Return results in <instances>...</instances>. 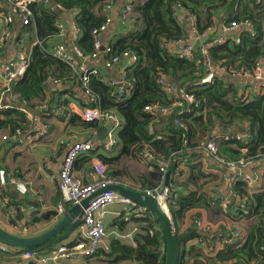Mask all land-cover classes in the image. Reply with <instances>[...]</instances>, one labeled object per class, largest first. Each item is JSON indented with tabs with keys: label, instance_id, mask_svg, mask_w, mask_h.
<instances>
[{
	"label": "trees",
	"instance_id": "trees-1",
	"mask_svg": "<svg viewBox=\"0 0 264 264\" xmlns=\"http://www.w3.org/2000/svg\"><path fill=\"white\" fill-rule=\"evenodd\" d=\"M48 1L47 3L45 0H33L29 5L33 14L32 24L23 26L27 33V29L34 25L38 43L31 50V62L26 76L17 82L10 92L18 95L19 98L10 106L5 104L4 109L0 111V130L9 129L11 135H15L18 129L24 132L23 128L29 124L28 114L22 111V108H25L23 104L30 109L33 102L37 99L45 101L48 94L52 96V100L56 98L58 89L52 85V82L58 80L66 84L65 94L69 95V98L75 95L78 88H81L79 83L76 90L68 87L71 83L75 84L72 70L46 51L59 35L57 22L60 20V14L63 12L74 14L75 26L80 33L75 45L85 55L95 52L93 31L100 28L108 17L105 13L107 0ZM110 2L115 7L114 11L116 8L119 12L124 10L122 18L126 24L132 20L125 17V10L132 7L135 17L143 26L141 30L130 32L127 36L110 44L113 56L133 52L138 57L136 67L128 71V76L134 84L130 97L117 102L113 98L115 88L104 84L101 78L92 77L90 83L92 92L100 98L102 109L113 112L122 120L123 126L118 135L119 146L117 147H122V150L119 157L113 159H104L96 154L87 155L76 162L75 173L80 162L89 164L92 168L97 158H100L108 166V178L116 184L123 185L120 181V171L116 168L120 166L121 161L135 159L136 153L143 154L144 159L151 160L153 167L157 168L156 174L140 187L123 186L145 192L147 189L156 187L161 179V163L170 159L173 154H181L184 151L185 140L188 141V147L194 149L191 153H194L214 133H219L222 138L220 144L222 157L234 161L241 158L256 161L258 157H264V95H253L249 103H242L238 98L239 84L222 75L216 76L211 84L200 85L199 83L207 76L202 61L181 58L170 53L164 46L170 41L188 39V28L180 26L178 22V6L195 18V27L199 34L215 28L217 15L226 13L228 17L226 24L232 22L241 24L249 21L254 26L256 34L253 37L244 31L238 42L230 38L227 43L212 47L210 50L212 62L237 71L252 70L260 60L264 61V0H139L135 3L126 2L121 7L117 0H110ZM112 16L115 17L114 12ZM22 37L23 35L19 36L21 39ZM160 75L167 76L170 81L194 94L201 102L199 110L178 118L179 123L186 126V130L175 125L176 114L169 117H154L144 112L146 107L156 104L163 107L171 106L169 97L165 95L157 82ZM69 126L86 128L91 134L104 132V128L99 123H85L78 116L71 118ZM247 127H249L251 140L245 145V139L237 141L234 135L244 134ZM226 138L229 140H224ZM242 148H247L245 155L241 153ZM116 149L106 151L103 146L101 151L110 153ZM148 151L153 159L146 156ZM183 153L182 157L179 156L168 169V176L171 177L175 171L179 170V177H181L183 172L181 163L183 160H188L187 156L191 154L185 151ZM191 169L199 177L204 176L201 165H194ZM177 179L168 180L175 190ZM233 190L234 195L239 198H247L246 210L240 209V200L236 201L238 216L253 219L254 223L247 228L245 242L240 247L232 245V252L223 261H234L235 264H264V192L250 194L243 182L236 183ZM200 205L209 207L210 202H207L206 197L192 196L180 197L176 205H169L181 245L179 264H184L185 245L195 239L203 238V232L197 227L180 234L179 222L189 210ZM70 207V204L65 205V209ZM150 215L151 217L148 218H133V221L143 228L142 232L135 236V247L113 241L110 251L106 254L102 252L106 261L112 264L127 260L138 264H164V257L161 258V256L164 251L165 235L162 227H159V230L155 228V225L160 223L156 218L153 219L152 214ZM77 229L78 225L65 230L62 235L44 247L26 250H37L43 254L46 246L60 244ZM72 246H74L73 243L68 245V247ZM99 251L96 257L101 255ZM194 264H200V260Z\"/></svg>",
	"mask_w": 264,
	"mask_h": 264
},
{
	"label": "crops",
	"instance_id": "crops-1",
	"mask_svg": "<svg viewBox=\"0 0 264 264\" xmlns=\"http://www.w3.org/2000/svg\"><path fill=\"white\" fill-rule=\"evenodd\" d=\"M117 1L118 3H121L119 4L120 7L126 2H132V0ZM5 10V0L0 1V13ZM123 12L124 10L119 12L117 8L114 11V23L109 31L102 36L105 47L110 46L111 43L127 36L130 32L141 30L143 28L142 23L140 22L139 26L131 21L127 24H122ZM177 15L180 26L186 27L189 30L188 39L195 43L196 33L192 27V16L183 9L180 10ZM227 19L228 17L226 13H220L217 15L218 25L221 26ZM60 21L66 28V37L64 41H61L60 38L57 37L48 49L49 51L54 49V47L61 42H64L67 45H75L74 14L72 12H63L60 14ZM4 28V23L0 16V63L6 61L9 62L15 57L16 40L20 35H23L25 38L28 49H34V46L38 43L37 30L34 25L30 29H27L28 32L26 33L22 23L19 20H16V23L13 25L12 37L9 40L3 39ZM239 32L240 31L230 34V38L236 39ZM195 45L196 47L198 46L197 43H195ZM104 61L105 56L104 53L101 52V56L96 60L89 61V64L97 68H102L103 73L110 77L117 75L119 71L118 69H115L114 71L103 69ZM222 76L232 79L229 76ZM55 81L52 82V85L58 89V93L54 100H52V96L48 94L45 101L37 99L33 102L32 108L30 109L23 104L25 109L32 110L31 116L28 115L29 124L27 127L23 128L24 135L34 130V127L30 126V122H32L31 118L33 117L41 121L46 120L51 125L52 134L48 138L42 139L32 145H27L18 142L17 133L11 135L12 133L9 129L0 130V169H4L9 177L29 182V192L26 194H20L13 186H7L3 190V193L0 194V228L19 237L36 238L45 234L56 225V219L51 217L47 220L43 215L47 212H58L61 198L59 191L60 180L58 176L66 154L65 144L68 141L72 142V140L75 141L78 140V138L84 139L89 135H93L88 129L83 127L71 128L69 126L71 119L67 121L63 116L54 115L55 111L68 109L70 106H75L79 110H83L87 106L84 90L81 85V88H78L77 80H75V84L72 85L71 83L68 85V87L73 90L78 88V90L75 91V95L71 98H69V95L65 94L67 85L62 81L61 83L56 84ZM247 83L251 87V96L264 95V83H257L252 80H247ZM1 84L2 80L0 78V100L1 96L4 95V88H2ZM9 95H13L15 99L10 100ZM18 98V95L11 93L7 94L4 97L3 106H0V111L4 109L5 104L10 106L12 105V102ZM44 106H46L45 109H43ZM34 107L42 108L35 110ZM238 135L241 134L238 133L234 135V137H237ZM212 136L217 137L221 144L222 138L219 136V133L210 135L207 142ZM4 137H7V140H4ZM100 137H103V139ZM105 140V133L103 132V134H99L97 141L102 148L105 144ZM207 142L202 147H198L197 151L189 154L190 156H187L188 160H183L181 163L183 172L175 184L180 197L195 196L196 198H199L202 196L207 198L208 203L210 202L209 207L200 205L192 208L179 222L180 234H184L188 230L196 227L194 224L196 219L202 220L210 225V232L203 233V238L195 239L185 245L183 248V262L184 264H194L196 261L200 260V264H235L234 261H223V259H226V257L230 255L233 249L232 244H224L223 238L224 236L228 237L233 235L235 229L241 224V222H245V229L243 230L245 232L246 226L249 227L254 223V220L244 219L241 218V216H238L237 202L240 199L238 196L234 195L233 187L228 184V171L216 163L204 150ZM121 150L122 147H119L113 152L106 153L101 151L96 153V155L99 157L102 156L104 159H113L119 157ZM135 156H137L135 159L121 161L120 166L116 168L121 174L120 181L123 185L129 187H140L144 182H149L157 171V168L153 167V162L149 159H144L143 154L136 153ZM197 164L201 165L202 173L204 175L202 177H199L197 173H193L191 169ZM91 172L92 168L89 164H83L80 162L78 164L76 175L88 182L90 180L89 175ZM242 174L258 177L256 184L249 191L250 194L264 192L263 160H256L254 163L248 165L242 170ZM52 176H54L55 179H53ZM5 197L10 200L11 206L15 208L14 213H11L4 205ZM121 213L122 216L120 215ZM133 218L136 217L130 214L127 207L118 204L113 205L110 207L105 219L107 236L99 251L101 255L92 259L65 260L61 264H112L110 261H106L105 256L102 255L103 253L106 254L110 251L111 243L113 241H119L124 245L135 247V236L142 232V226L135 223ZM159 227H161L159 224L155 225L157 230H159ZM76 237L77 230L70 234L69 237L60 244L74 243ZM1 244L2 243L0 242V245ZM57 245L59 244L48 245L45 248L47 250L48 247V251H50L51 247ZM163 249L165 251V245ZM46 250L42 255L48 253ZM19 252L20 249L14 248H10L6 253L0 252V264H36L33 261L23 260L19 256ZM117 264L138 263L127 260Z\"/></svg>",
	"mask_w": 264,
	"mask_h": 264
},
{
	"label": "built area",
	"instance_id": "built-area-1",
	"mask_svg": "<svg viewBox=\"0 0 264 264\" xmlns=\"http://www.w3.org/2000/svg\"><path fill=\"white\" fill-rule=\"evenodd\" d=\"M9 7L6 12H1L0 16L4 23V39L8 40L12 37V25L18 19L23 26L32 24L33 14L29 9V5L33 0H6ZM47 3L48 0H45ZM135 3V0L132 2ZM114 7L110 0H107L105 13L111 15ZM179 11L182 10L179 8ZM178 11V14H179ZM225 20L222 25L216 24L215 28L209 29L204 34H199L196 30V20L192 17V27L196 33L195 43L190 39L178 40L170 43H165L164 46L170 53L176 54L181 58L190 61L196 59L201 60L202 64L208 71V75L199 83L200 85H208L213 83L216 76L225 75L229 76L239 84L238 98L242 103H249L251 97V87L247 80H252L257 83H264V61H259L252 70L236 71L233 68L225 67L222 65H215L212 62L210 50L214 46H220L227 43L230 39V34L240 31L238 37L234 39L239 41L240 35L247 31L251 36H255V28L249 22L243 23L232 22L226 24ZM122 24H126L122 19ZM112 19L108 18L107 21L98 29L93 31L95 39V52L91 55H85L80 48L76 45H67L64 42L56 45L51 52L53 57L66 63L74 71L75 77L79 80L86 97V108L79 110L75 106H70L68 109H60L55 111V116H63L67 121L78 115L85 123H99L104 128L106 135L105 149L108 151L114 150L119 146V132L122 129V120L117 115L109 111H104L98 106L99 98L94 95L90 88V79L92 77L101 78V81L109 87L116 88L113 93V98L117 102L123 101L134 87L133 81L128 76V71L135 68L138 64V57L133 52H125L121 55L113 56L111 47L105 51V56L108 57L103 63V69L114 71L118 69V74L110 77L103 73L102 68H97L89 64V61L96 60L101 56L103 47V34L107 33L111 28ZM59 29V38L64 41L66 37V28L59 20L57 22ZM75 37L79 36V31L75 26ZM36 46V45H35ZM34 46V47H35ZM31 49L27 47L25 39L17 41L16 54L13 61L0 63V78L2 80V88L4 95L1 96L0 105L4 97L9 94L12 87L23 79L29 69L31 58L29 54ZM58 83V82H57ZM158 84L169 97L171 101L170 107H163L156 104L145 108V112L153 116H170L176 114L175 125L180 126L179 116L192 114L201 108V102L195 97L194 94L188 92L185 88L178 87L175 83L168 80L164 75L158 79ZM13 98V95H9ZM42 107H34L35 110ZM43 108H46L44 106ZM33 109V110H34ZM22 111L31 116L32 110L22 108ZM34 130L25 134L21 129L17 130L18 142L21 144L32 145L42 139L48 138L52 134L51 125L44 123L41 120L31 118ZM152 131V130H151ZM96 134L89 135L84 139L68 141L65 144L66 154L59 172L60 180V193L62 196L59 213L64 211L65 204L77 206L94 196L99 191L107 190L109 187L115 185L111 179L108 178V166L102 159L97 158L92 166V172L89 175L90 181L87 183L75 173L76 162L90 154L101 152V145L98 143ZM7 140V137L3 138ZM245 145L251 140L249 127L237 137V140H244ZM228 141L229 138H226ZM184 144L188 147V141L185 140ZM204 150L207 154L221 167L228 171L229 175L227 181L229 184H236L243 182L248 191H250L256 184V177L243 175L242 170L254 163L252 159H239L237 161H230L220 155L218 138L212 136L209 138L208 143L205 145ZM241 153L245 155L247 148H242ZM146 156L150 159L153 158L152 154L148 151ZM260 159L264 157H258ZM264 160V159H263ZM176 162L175 156H171L160 165L161 179L156 184V187L145 190V193L158 201L161 205H176L179 200V193L170 186L168 180H175L179 177L180 171H175L172 176H168V169ZM55 178L54 176L52 177ZM15 184V185H14ZM28 182L9 177L4 169H0V194L3 193V188L13 186L20 194L28 193ZM26 188V191L24 192ZM240 199V209L246 210L247 203L243 198ZM121 205L127 207L130 214L135 217L148 218L151 217L150 213L130 199L122 198L112 191H107L95 197L90 206L84 211L82 219L79 221L77 229L76 241L74 246L68 247L69 244L63 243L51 247L47 255H42L37 250H20L19 256L26 261H33L36 264H61L65 260L71 259H92L96 257L98 251L101 249L104 240L107 236L106 229V215L113 205ZM4 205L14 213L15 208L11 206L10 200L4 198ZM195 226L203 233L210 232V225L202 220L196 219ZM24 225V224H23ZM225 245H235L240 247L246 240V236L238 231L230 236H224ZM71 244V243H70ZM10 250L6 245H0V252L6 253ZM22 251V252H21Z\"/></svg>",
	"mask_w": 264,
	"mask_h": 264
},
{
	"label": "water",
	"instance_id": "water-1",
	"mask_svg": "<svg viewBox=\"0 0 264 264\" xmlns=\"http://www.w3.org/2000/svg\"><path fill=\"white\" fill-rule=\"evenodd\" d=\"M100 138L103 139V137ZM107 191L115 192L123 198L130 199L139 206L147 209L159 221L165 235L164 264H179L181 245L177 235V228L170 212L165 210L158 201L144 192L123 185H113L107 190L99 191L94 196L84 200L80 205L66 210L63 216L57 211L47 212L43 217L47 220L53 217L57 220V223L51 230L39 237H19L0 228V242L8 248L20 250L44 247L53 239L62 235L65 230L76 227L82 219L85 209L88 208L92 200Z\"/></svg>",
	"mask_w": 264,
	"mask_h": 264
},
{
	"label": "bare ground",
	"instance_id": "bare-ground-1",
	"mask_svg": "<svg viewBox=\"0 0 264 264\" xmlns=\"http://www.w3.org/2000/svg\"><path fill=\"white\" fill-rule=\"evenodd\" d=\"M5 4H6V10L4 11V12H6L7 10H8V7H9V5H8V3H7V1L5 0ZM113 5V4H112ZM113 7H114V5H113ZM30 9V8H29ZM114 9H115V7H114ZM114 9H113V11H112V13L114 12ZM112 13H111V15H108V17H107V19L108 18H111L112 19V24H111V26L113 25V23H114V16H112ZM178 16V15H177ZM107 19H106V21H107ZM16 20H18V19H16ZM16 20H15V22H14V24L16 23ZM13 24V25H14ZM13 25H12V34H13ZM80 35V34H79ZM94 37V36H93ZM58 38H59V35H58ZM78 38H79V36L77 37V39H76V37H75V42L78 40ZM3 39H4V36H3ZM21 38H18L17 40H16V45H17V41L18 40H20ZM23 39H25V38H23L22 37V40ZM5 40V39H4ZM9 40V39H8ZM95 40V39H94ZM102 40H103V38H102ZM176 41H178V40H176ZM168 43V42H167ZM39 45H40V43H39ZM108 47H111V46H107V47H105V45H104V43H103V47H102V50H101V52H103L104 53V56H105V51H106V49L108 48ZM46 51H48L50 54H51V52L53 51V49L52 50H46ZM52 55V54H51ZM53 56V55H52ZM178 56V55H177ZM29 57H30V54H29ZM31 58V57H30ZM55 58V57H54ZM108 57H106L105 56V60L107 59ZM185 59V58H184ZM14 60V58L11 60V61H13ZM58 60V59H57ZM60 61V60H59ZM10 62V61H9ZM62 62V61H61ZM64 63V62H63ZM66 64V63H65ZM67 65V64H66ZM68 66V65H67ZM204 66V65H203ZM30 67V66H29ZM69 68H70V66H68ZM71 69V68H70ZM72 70V69H71ZM207 71V70H206ZM237 71V70H236ZM239 71H241V70H239ZM250 71V70H249ZM72 75H73V77H75V75H74V71L72 70ZM207 75H208V71H207ZM160 76H163V75H160ZM165 76V75H164ZM111 77H114V76H111ZM167 79H168V77L167 76H165ZM160 78V77H159ZM158 78V79H159ZM75 80H77L78 81V83H80L79 82V80L77 79V77H75L74 78ZM169 80V79H168ZM58 82V83H57ZM157 82H158V80H157ZM55 83L56 84H59V83H61V81H55ZM90 83H91V79H90ZM81 85V84H80ZM116 89V88H115ZM132 91H133V89L131 90V92L127 95V97L129 96L130 97V95H131V93H132ZM96 97H98L99 98V96L98 95H96V94H94ZM126 97V98H127ZM125 98V99H126ZM9 99L10 100H14L15 98H14V96H13V98H11L10 96H9ZM3 104H4V99H3V102H2V104L0 105V106H3ZM98 106L102 109V107H101V105H100V98H99V101H98ZM43 109H45V108H43ZM102 110H104V109H102ZM105 111V110H104ZM110 112V111H109ZM145 112V111H144ZM113 113V112H112ZM114 114V113H113ZM150 114V113H149ZM153 116V115H152ZM171 116V115H170ZM184 116V115H183ZM154 117H164V116H161V115H156V116H154ZM166 117H169V116H166ZM179 117H182V116H179ZM178 117V118H179ZM83 121V120H82ZM42 122H44V123H48L46 120H42ZM95 123H97V122H95ZM180 126H178L179 128H183L184 130H186L187 128H186V126L185 125H182V124H179ZM30 126L31 127H34V125H32V122H30ZM94 134H96L97 136H96V138H99V134H97V133H93V135ZM238 136H240V135H238ZM237 136V137H238ZM237 137H234L236 140H237ZM226 140V139H225ZM227 141V140H226ZM237 141H242V140H237ZM208 143V142H207ZM218 145H219V150H220V143H219V141H218ZM104 146H105V144H104ZM106 150V149H105ZM194 149H192V148H189V147H185V149H184V151L186 152V153H191L192 151H193ZM106 151H108V150H106ZM183 151V152H184ZM183 152H181V154L179 153V154H173L174 156H175V158H176V160H177V158H179V156H181V155H183L184 153ZM172 155V156H173ZM182 157V156H181ZM223 158H225V157H223ZM153 159V158H152ZM225 159H227V158H225ZM228 160V159H227ZM258 161L259 160H263V159H260V158H258L257 159ZM231 161V160H230ZM264 161V160H263ZM255 162V161H254ZM247 167V166H246ZM253 177L255 178L256 176H254L253 175ZM257 180H258V177H256V182H257ZM90 181V180H89ZM238 183V182H237ZM229 184V183H228ZM15 185V184H14ZM115 185H120V184H115ZM231 187H234L236 184H229ZM6 188V187H5ZM5 188H3L2 190H4ZM15 188V187H14ZM16 189V188H15ZM26 191V188H25V190H24V192ZM28 192H29V190H28ZM115 193V192H114ZM145 193V192H144ZM146 194V193H145ZM118 195V194H117ZM121 197V196H120ZM123 198V197H122ZM179 198H180V195H179ZM241 198H243V197H241ZM245 201H246V203H247V198H243ZM84 201V200H83ZM82 201V202H83ZM91 204V203H90ZM60 205H61V202H60V204H59V206H58V212H59V208H60ZM170 205V204H169ZM169 205H166V204H164V205H161L165 210H167V211H169L170 212V209H169ZM90 206V205H89ZM143 208V207H142ZM145 209V208H144ZM66 210L67 209H65V206H64V211H63V213L62 214H60V215H64L65 214V212H66ZM147 210V209H146ZM148 211V210H147ZM148 213H150L149 211H148ZM151 214V213H150ZM170 214H171V212H170ZM37 249V248H36ZM48 254V253H47ZM46 254V255H47Z\"/></svg>",
	"mask_w": 264,
	"mask_h": 264
},
{
	"label": "rangeland",
	"instance_id": "rangeland-1",
	"mask_svg": "<svg viewBox=\"0 0 264 264\" xmlns=\"http://www.w3.org/2000/svg\"><path fill=\"white\" fill-rule=\"evenodd\" d=\"M139 0H135V2H138ZM118 4H121L120 2L118 3ZM125 15H126V17L128 18V20H132L131 22H133L134 24H137L138 26L140 25L139 24V22H138V20H137V18L135 17V13H134V11H133V8L132 7H128V9H126V12H125ZM228 160H230V159H228ZM231 161H234V160H231ZM53 177V176H52ZM55 179V178H54ZM27 182V181H26ZM29 183V182H28ZM60 187V186H59ZM59 191H60V189H59ZM61 194V193H60ZM243 198H246V197H243ZM62 201V196H61V200H60V202ZM65 205H67V204H65ZM64 205V206H65ZM70 208H72L73 206L70 204ZM170 209V208H169ZM215 213V212H214ZM122 214V213H121ZM120 214V215H121ZM154 217V216H153ZM154 220H155V217L153 218ZM244 224H245V222H241V224L240 225H238L237 226V228L235 229V233L236 232H238V231H240V232H242L245 236H247V226H246V230H245V232L243 231L244 229H245V227H244ZM160 225V224H159ZM78 226H79V224H78ZM161 226V225H160ZM163 257H165V251H163V256H161V258H163Z\"/></svg>",
	"mask_w": 264,
	"mask_h": 264
}]
</instances>
